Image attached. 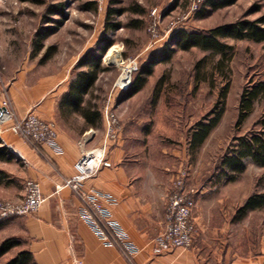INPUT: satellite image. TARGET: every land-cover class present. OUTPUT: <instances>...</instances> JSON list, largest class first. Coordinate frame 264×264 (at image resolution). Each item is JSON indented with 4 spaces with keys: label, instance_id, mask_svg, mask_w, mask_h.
Segmentation results:
<instances>
[{
    "label": "rangeland",
    "instance_id": "1",
    "mask_svg": "<svg viewBox=\"0 0 264 264\" xmlns=\"http://www.w3.org/2000/svg\"><path fill=\"white\" fill-rule=\"evenodd\" d=\"M193 2L0 0V107L5 95L11 98L9 91L20 78H26L27 84L34 87L52 77L75 81L80 71L88 70L77 68L80 59L89 53L101 54L104 41L110 40L112 45L102 58L106 71L100 75L94 92L102 107L120 74V69L108 61L112 49L122 58L137 59L141 68L165 49L167 40L176 30L207 32L240 19L253 21L264 14V1L261 0H238L236 5L220 10H213L205 3L195 14L191 13ZM88 4H92L91 7ZM154 9L158 10L155 16L152 15ZM112 24L119 25L118 29H112ZM152 24L156 25L160 41H155L149 33ZM226 42L234 47V51L225 72L218 70L213 74L215 76L211 74L212 66L219 63L220 56L213 59L200 48L181 50L167 64L156 65L144 89L124 106L129 103V108H134V116L147 118L146 128L151 133L154 150L163 147L178 152L175 155L177 163L198 191L197 198L204 195L203 204L207 209L213 214L223 211L222 217H217L216 213L212 220L225 223L224 239L216 246L203 245L198 256H203L201 263L205 264H220L227 256V262L235 258H255L264 252V208L248 213L243 219L237 216V211L249 197L264 194V166L245 159L247 168L236 181L223 175L222 166L235 140L256 131L262 108L238 125L239 101L248 82L264 72V43L231 39ZM204 59L199 82L196 72L199 62ZM137 76L134 75V80ZM226 86H229V93L222 121L199 149H192L191 134L199 122L208 121L214 115L213 111L223 105ZM122 96L114 91L113 104L121 114L119 120L131 112L122 113L124 109L119 100ZM11 125V122L0 125V146L7 148L3 139L10 144L6 139L9 134L5 131ZM17 143L15 140L12 144L16 147ZM12 155L11 162L0 161V203L18 202L15 197L21 198L26 190L28 180H23L21 165L15 160L16 154ZM19 217L0 221V238L4 225ZM206 235V239L212 241V236ZM11 257H5L0 264Z\"/></svg>",
    "mask_w": 264,
    "mask_h": 264
},
{
    "label": "crops",
    "instance_id": "2",
    "mask_svg": "<svg viewBox=\"0 0 264 264\" xmlns=\"http://www.w3.org/2000/svg\"><path fill=\"white\" fill-rule=\"evenodd\" d=\"M26 81L20 78L9 91L13 110L19 118L34 112L43 120L56 123L58 139L44 146L41 153L26 142L16 144L15 149L24 157L15 156L21 165L23 180L39 182L47 201L39 212L7 222L0 240L15 237L23 241V249L33 254L35 264H72L75 258L81 259L83 264H130L122 252L106 246L81 219V202L72 189L58 190L65 179L75 174V164L83 153L103 145L106 138L103 106L100 107L101 122L95 127L75 108L60 107L73 82L67 77L45 79L35 87ZM130 99L122 102V113L131 112L120 118V138L110 147L112 167L101 170L86 181L84 187L106 196L103 204L110 208L114 219L141 251L135 264H205L201 263L203 256H198L203 245L216 246L224 239L226 230L223 229L225 223L212 220L216 213L217 217L223 216V211L213 214L207 209L203 204L204 195L196 197L193 211L196 233L191 249H173L158 255L152 251V241L166 224L167 197L183 169L175 159L176 150L163 147L154 150L151 133L146 128L147 118L134 116V108H129V103L124 107ZM24 195L25 192L15 199L21 201ZM206 234L212 236V241L206 239ZM227 258L221 259L220 264H264V252L259 257L235 258L231 262H227Z\"/></svg>",
    "mask_w": 264,
    "mask_h": 264
},
{
    "label": "built area",
    "instance_id": "3",
    "mask_svg": "<svg viewBox=\"0 0 264 264\" xmlns=\"http://www.w3.org/2000/svg\"><path fill=\"white\" fill-rule=\"evenodd\" d=\"M204 4L205 0H194L191 13L195 14ZM157 11L154 9L152 15L155 16ZM149 33L155 41L161 40L160 34L156 31V25L152 24ZM110 63L120 69V74L109 99L103 106L106 122L105 141L96 149L83 153L75 164V174L69 179H65L58 190L70 187L81 202V219L90 226L106 246L117 248L128 263L135 264V259L141 251L131 242L122 226L114 219L110 208L103 204L106 196L93 188L86 189L84 187V183L96 177L101 170L112 167L109 160L110 147L112 142L119 140L122 129L119 114L113 104L114 91L124 94L132 86L134 75L140 69L137 59H125L120 56ZM0 110V125L9 124V122L12 124L5 131L9 134L6 139H10L8 140L10 144L2 139L8 150L21 159L24 157L12 144L15 140L16 142H26L37 153H41L44 146L50 145L58 139L56 123L45 121L34 112H29L24 118H19L13 110L10 96H4ZM188 178L187 172L181 171L173 183L171 194L167 197L166 202L165 227L151 243L155 255L173 249L187 251L193 246L196 233L193 211L196 207L198 191L189 185ZM24 196L25 198L18 202L4 201L0 203V221L12 218V216L35 214L47 201V198L42 194L41 185L34 180L27 181ZM72 264H83V261L75 258Z\"/></svg>",
    "mask_w": 264,
    "mask_h": 264
},
{
    "label": "trees",
    "instance_id": "4",
    "mask_svg": "<svg viewBox=\"0 0 264 264\" xmlns=\"http://www.w3.org/2000/svg\"><path fill=\"white\" fill-rule=\"evenodd\" d=\"M264 1V0H261ZM205 5L210 6L213 10L224 9L238 3V0H208ZM88 4V7H91ZM114 12H117L113 10ZM112 29H118L119 25L112 24ZM235 41L244 40L248 42L264 43V14L255 20L240 19L236 23L224 24L211 28L207 32L188 31L186 29L176 30L171 34L169 40L159 54L154 55L149 63L142 66L136 75L137 79L133 81L132 86L125 91L119 99L125 102L144 89L149 78L153 75L155 66L158 64H167L173 56L181 51H190L200 48L211 54L210 56H220L219 63L212 66V76L216 71L225 72L227 62L229 65L230 56H232L234 47L229 45L226 40ZM103 52L101 54L89 53L77 63V68L86 67L88 70L80 71L72 82L69 93L63 98L60 107L68 105L75 108L77 112L83 113L87 122L97 127L102 119V111L95 97L96 85L100 75L106 70L103 68L102 58L109 50L112 42L105 40ZM228 57V58H227ZM206 60H201L196 72L197 79L200 82L202 77L200 66ZM229 70V67H228ZM222 95L223 105L213 111L214 114L208 121H201L190 137V146L192 149H199L201 145L210 137L214 128L222 121L226 105L224 104L229 93V86ZM240 98L239 120L238 125L249 119L257 109L262 108L259 119L256 122V131L242 138H237L232 145L230 153L223 159V175L230 181H236L238 177L246 170L245 159H251L256 164L264 166V72L258 78L251 79L243 88ZM88 96V98H87ZM14 155L6 147L0 146V161L11 162ZM264 208V194L253 195L249 197L243 206L237 211V216L243 219L248 213L258 211ZM24 242L13 237L0 240V261L7 256L12 257L2 264H35L33 254L24 250Z\"/></svg>",
    "mask_w": 264,
    "mask_h": 264
},
{
    "label": "bare ground",
    "instance_id": "5",
    "mask_svg": "<svg viewBox=\"0 0 264 264\" xmlns=\"http://www.w3.org/2000/svg\"><path fill=\"white\" fill-rule=\"evenodd\" d=\"M116 58H120V55L118 53H116V50L112 49L110 52H109V56H108V61L110 62H114V60H116ZM10 140V139H8Z\"/></svg>",
    "mask_w": 264,
    "mask_h": 264
}]
</instances>
